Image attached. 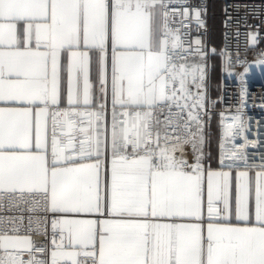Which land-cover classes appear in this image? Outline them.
I'll return each instance as SVG.
<instances>
[{"label": "snow or ice", "instance_id": "6c2138e0", "mask_svg": "<svg viewBox=\"0 0 264 264\" xmlns=\"http://www.w3.org/2000/svg\"><path fill=\"white\" fill-rule=\"evenodd\" d=\"M177 14L203 26L172 0H0V264H264V155L205 159Z\"/></svg>", "mask_w": 264, "mask_h": 264}, {"label": "built area", "instance_id": "2783aa9c", "mask_svg": "<svg viewBox=\"0 0 264 264\" xmlns=\"http://www.w3.org/2000/svg\"><path fill=\"white\" fill-rule=\"evenodd\" d=\"M218 1L221 5V43L214 46L211 42L212 4ZM173 4L183 11V6L190 10L199 9L203 26L198 27L196 21L189 16L184 19L177 14L172 27L179 28L185 46L200 40V48L204 53L190 57L191 62L204 66L205 80L202 89L205 99L204 107L199 110L203 127V152L207 160L212 157L211 122L218 119L217 159L224 149L231 150L233 144H245L244 153L259 162L264 155V65L258 61L264 59V0H172ZM173 18L170 17V20ZM184 24L190 27H183ZM256 36L252 44L251 36ZM215 61L220 70V94L213 98L212 72ZM245 68L248 69L247 73ZM241 115L245 125L241 135L233 140L224 139L225 125L231 123V118ZM190 151V149H189ZM214 163L213 160L209 161Z\"/></svg>", "mask_w": 264, "mask_h": 264}, {"label": "trees", "instance_id": "16d2710c", "mask_svg": "<svg viewBox=\"0 0 264 264\" xmlns=\"http://www.w3.org/2000/svg\"><path fill=\"white\" fill-rule=\"evenodd\" d=\"M212 32H211V42L214 46H219L221 43V18H220V12H221V5L220 2L215 1L212 4ZM216 64L213 68L212 72V80L215 73ZM210 140H211V151H212V160L215 163L217 160V148L216 153H213L212 145L213 142H216L218 147V119L213 118L211 122V134H210Z\"/></svg>", "mask_w": 264, "mask_h": 264}, {"label": "rangeland", "instance_id": "374dc122", "mask_svg": "<svg viewBox=\"0 0 264 264\" xmlns=\"http://www.w3.org/2000/svg\"><path fill=\"white\" fill-rule=\"evenodd\" d=\"M215 64H216V68H215L216 70L212 80L211 94L213 98H218L220 94V70L216 61ZM216 148H217V144L216 142H213L212 149L214 154L216 153Z\"/></svg>", "mask_w": 264, "mask_h": 264}]
</instances>
